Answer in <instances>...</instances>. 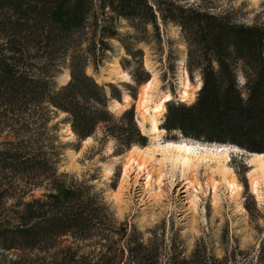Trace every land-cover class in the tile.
I'll return each mask as SVG.
<instances>
[{
  "label": "trees",
  "instance_id": "1",
  "mask_svg": "<svg viewBox=\"0 0 264 264\" xmlns=\"http://www.w3.org/2000/svg\"><path fill=\"white\" fill-rule=\"evenodd\" d=\"M122 22L133 34L120 32ZM170 25L186 48L183 67L201 85L195 101L168 105L161 129L178 132V141L264 154V23L179 0H0V251L19 253L10 264H264V237L253 254L231 248L222 259L204 241L189 256L164 234L145 244L116 220L102 191L59 172L58 125H50L57 113L81 141L103 125L117 154L146 145L133 108L120 117L109 109L121 91L109 84L108 93L88 70L98 73L117 41L139 65L136 84L147 83L136 45L153 40L162 49ZM178 60L170 50V68ZM67 238L94 240L93 250L59 248Z\"/></svg>",
  "mask_w": 264,
  "mask_h": 264
},
{
  "label": "rangeland",
  "instance_id": "2",
  "mask_svg": "<svg viewBox=\"0 0 264 264\" xmlns=\"http://www.w3.org/2000/svg\"><path fill=\"white\" fill-rule=\"evenodd\" d=\"M179 1L183 4L202 6L216 13L233 12L239 22L264 23V0ZM120 32L133 34L126 22H122ZM162 38L164 40L162 49H159L153 40H150L149 44L142 42L136 45V49L143 51L144 72H148L150 81L156 80L153 91L154 103L149 106L148 112L146 109L148 117L144 128L139 127L142 118L136 104L143 84L137 85L133 78L139 65L126 55L120 44L117 41L112 42L115 53L105 60L98 73L88 70V74L94 75L99 84L106 86L108 93H110L108 85L114 84L121 91V103H124L126 94L134 95L131 96L133 101L128 108L126 106L117 108L118 101L112 100L109 109L120 117L125 110L133 108L137 126L141 134L147 138L145 146L135 145L142 150L151 142L174 143L180 142L178 140L182 138L178 132L167 133L165 130L161 138L153 140V135L147 133L154 125L151 116L155 113L156 104L164 102L166 107L158 117L159 129L162 130L168 105L182 101L191 103L195 101L198 92L199 84L197 85L198 81L194 78L193 82L190 80L191 98L182 97V92L186 89L183 84L186 75V69L183 67L186 48L179 40V29L172 25L163 27ZM168 41L171 46L168 45ZM170 50L179 56L178 62L171 68L167 62ZM123 58L130 62L127 63L125 70L129 76H114V70L120 67ZM68 75L66 72L60 74L57 84H65ZM166 93L172 94L171 102L169 99L165 100L168 95ZM65 117L66 115L57 113L50 124L58 125L55 134L61 152L59 172L87 180L97 190L102 191L116 220L135 228L142 234L145 244L154 236L161 237L164 234L167 241L171 239L182 241L188 256L199 241L206 242L211 253L218 259H222L225 252L231 248H239L246 254L257 251L264 237V182L261 183V193L258 197L252 190L249 173L255 167L250 161L258 154L244 151L230 153L226 165L232 170L234 177L228 174V178H235L237 184L242 187L239 195H232V187L223 180L220 173L214 172L219 165L215 161H200L198 167L182 170L178 164L174 165L170 160H165L163 165L164 156L157 153L155 160L141 169L136 164L129 163L128 153L131 148L122 154L115 153L119 145L112 138L106 139L103 125L97 128L91 140L87 141V138L81 141L66 125ZM142 131H145V135ZM132 157L138 160L142 155L133 154ZM148 170L152 172L151 178L148 176ZM188 180L191 183H187ZM33 194L39 197L42 192L36 190ZM61 243L59 248L74 247L84 254L93 250L95 241L76 243L67 238ZM17 254L19 253L0 251V264H10ZM40 256L44 257L43 254ZM163 261L165 263L166 259Z\"/></svg>",
  "mask_w": 264,
  "mask_h": 264
},
{
  "label": "bare ground",
  "instance_id": "3",
  "mask_svg": "<svg viewBox=\"0 0 264 264\" xmlns=\"http://www.w3.org/2000/svg\"><path fill=\"white\" fill-rule=\"evenodd\" d=\"M184 63V62H183ZM185 65V63H184ZM121 69V70H120ZM186 75L184 76V86L185 90L182 92V97L184 98H191L192 95L189 94V91L191 90V82L190 78L188 76V73L185 72ZM114 76L119 77H125L129 76L125 71H123L121 65L120 67H117L114 70ZM156 80L148 81L147 83L142 85L141 92L139 95L138 101H136L137 104V111L140 114V117L142 118V121H139V127L145 126V123L147 122L148 117V109L149 106L154 103V94L153 91L155 89ZM200 83L197 86V89L200 88ZM168 95L166 99H169V101L172 99V95L170 93H166ZM133 101L130 94H126L124 97V103H118L117 102V108L120 106H128ZM181 101V100H180ZM183 102V101H182ZM125 108V107H124ZM155 113L151 116V122L154 124L152 128H149L148 134L153 135V140L161 138L162 134L165 133V130L159 129V119L158 117L166 110L165 103L159 102L156 104ZM152 113V112H151ZM68 127L70 125L68 124ZM71 129V128H70ZM72 131V130H71ZM142 133L145 135V131H142ZM91 140V138L87 139V141ZM191 141V140H190ZM236 147L233 146H216V145H201L199 143L194 142H187V141H180V142H174V143H154L151 142V144L145 149L142 150L138 146H134L129 151V163L131 162L132 165L136 164V166H139L141 169L143 167H146L148 164L152 163L155 160V155L157 153H161L164 156V162L165 160H170L174 165L178 164L182 170H189L194 169L200 165V161H215L219 165L217 168L214 169V172H218L221 174V177L223 180L228 183L232 187V195H239V191L242 190V187L237 184L234 175L231 173L232 170L227 167L226 163L228 162V159L230 157V153L235 152L231 149H234ZM226 150V151H222ZM198 151H202L204 153H198ZM243 152V150H241ZM133 154H141L142 157L137 160V158L132 157ZM168 154H170L169 158L167 157ZM132 155V156H131ZM135 156V155H134ZM250 163L254 164V169L250 171L249 176L251 177V185L253 192L259 197L260 196V189H261V183L264 182V154L255 155L252 157ZM228 174H230L231 179H229ZM152 172L148 170V176L151 178ZM187 183H191L190 180L187 181Z\"/></svg>",
  "mask_w": 264,
  "mask_h": 264
},
{
  "label": "snow or ice",
  "instance_id": "4",
  "mask_svg": "<svg viewBox=\"0 0 264 264\" xmlns=\"http://www.w3.org/2000/svg\"><path fill=\"white\" fill-rule=\"evenodd\" d=\"M90 139V138H89ZM232 151H235V152H240L241 151V149H239V148H234V149H231ZM222 151H226V150H222Z\"/></svg>",
  "mask_w": 264,
  "mask_h": 264
},
{
  "label": "water",
  "instance_id": "5",
  "mask_svg": "<svg viewBox=\"0 0 264 264\" xmlns=\"http://www.w3.org/2000/svg\"><path fill=\"white\" fill-rule=\"evenodd\" d=\"M208 145L224 146V145L216 144V143H214V144H208ZM227 146H230V145H227Z\"/></svg>",
  "mask_w": 264,
  "mask_h": 264
}]
</instances>
